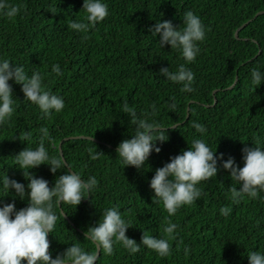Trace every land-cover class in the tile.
<instances>
[{
    "label": "trees",
    "instance_id": "obj_1",
    "mask_svg": "<svg viewBox=\"0 0 264 264\" xmlns=\"http://www.w3.org/2000/svg\"><path fill=\"white\" fill-rule=\"evenodd\" d=\"M12 2L23 7L14 18L0 15V56L23 65L29 75L40 71L44 87L63 96L65 107L42 116L38 105L24 99L22 85L9 81L16 105L11 118L0 123V177L22 181L27 190L15 155L27 146L37 147L39 129L46 126L50 155H60L61 141L66 165L55 173L47 163L30 171L47 179L50 187L68 169L98 180L77 206L53 198L58 216L48 234L53 257L73 243L96 251L85 232L112 206L130 223L126 235L137 243L144 231L168 238L164 227L169 214L150 187L156 168L191 146L193 138H204L218 157H234L241 167L244 146L258 138L264 142V81L258 86L251 82V69H264V13L257 14L264 12V0H107L110 14L86 37L69 26L74 19L85 20L83 0ZM188 10L206 26V38L198 42L199 54L190 63L170 44L161 47L159 34L150 30L163 20L182 28ZM55 63L63 75L52 71ZM181 63L195 73L191 92L160 73L162 67L175 71ZM124 102L168 133L166 141H156L161 151H152L141 168L125 166L116 151L135 133L131 117L122 111ZM152 104L159 109L154 116L148 115ZM193 120L205 124L207 132L199 133ZM78 136L96 141L74 138ZM89 147L103 154L92 160ZM234 184L240 187L218 160L217 176L198 185L201 197L171 217L180 227L170 240V255L160 257L143 244L133 254L116 242L112 254L99 249L95 264H250L248 252L264 249V191L259 198L245 194L236 204L230 199ZM13 201L17 209L28 204L27 197L21 199L14 189L6 192L0 184V202ZM223 206L231 207L229 215L220 213ZM185 247L190 248L187 256Z\"/></svg>",
    "mask_w": 264,
    "mask_h": 264
},
{
    "label": "clouds",
    "instance_id": "obj_2",
    "mask_svg": "<svg viewBox=\"0 0 264 264\" xmlns=\"http://www.w3.org/2000/svg\"><path fill=\"white\" fill-rule=\"evenodd\" d=\"M23 5L13 3L12 0H0V15L14 18L21 13ZM85 20H72L70 28L84 33L97 22L103 21L109 13L107 0H83ZM152 34H159V44L171 45V48L181 52L187 62L196 59L200 51L198 42L206 38V26L201 18L193 11L184 13L183 27H177L171 20L158 21L150 26ZM52 71L57 75H63L59 63L52 65ZM160 73L168 80L182 84V90L191 92L194 90L195 73L186 64L181 63L173 71L169 67H162ZM22 85V91L26 100L38 105L42 116H50L53 112H61L65 107V99L44 87L43 75L34 70L31 75L23 65L14 64L8 58L0 56V123L10 119L15 112L16 99L13 96L10 80ZM264 81V69L253 67L251 69V82L258 86ZM170 107L175 108V104ZM122 111L127 113L135 124V133L130 139L126 138L119 143L116 151L121 162L137 168L144 166L152 151L159 153L161 148L156 141H166L168 133L164 131L155 119L141 118L137 115L134 106L127 102L122 105ZM159 109L155 104L151 105L154 116ZM193 127L201 134L207 132L205 124L193 120ZM41 142L37 147H26L15 155L16 163L23 169V175L28 180L27 190L22 181L5 175L0 177V184L6 192L11 189L21 199L28 198L25 207L17 209L15 201L10 203L0 202V264H95L97 251H87L80 243H73L63 253L55 257L49 252L50 241L48 234L53 232L58 216L53 211V198L56 202H67L78 205L85 191L92 193L98 185L95 175L83 178L79 172L66 171L55 180L54 186H49V181L42 176H36L30 169L47 163L50 170L55 173L65 166L64 159L60 155H50L44 139L51 140L49 129L41 126L39 129ZM243 166L237 164L234 157L229 156L223 160V153L216 155L204 138H193L191 146L182 150L179 154L170 157L163 166L156 168L155 174L150 179V187L155 192V197L163 203L167 211L168 223L164 232L168 238L158 237L144 231L142 242L137 243L134 238L126 235L130 225L126 221L118 206L107 207L103 210L102 217L85 232V238L92 241L97 249H102L107 254L114 251V243L120 242L130 253H136L141 245L155 250L160 257L171 254L170 240L178 235L179 225L171 220V217L183 205H191L201 197L203 188L198 186L201 181L217 176L218 160H222L223 167L230 170L231 179L240 185L234 184L230 189V199L233 203H240L245 194L252 198H259L264 191V142L259 138L251 145H245L242 149ZM92 160L98 159L103 153L93 147L88 148ZM27 170V171H25ZM231 207L223 206L220 213L227 216L231 213ZM190 248H184L187 256ZM250 264H264V249L250 250L248 252Z\"/></svg>",
    "mask_w": 264,
    "mask_h": 264
},
{
    "label": "water",
    "instance_id": "obj_3",
    "mask_svg": "<svg viewBox=\"0 0 264 264\" xmlns=\"http://www.w3.org/2000/svg\"><path fill=\"white\" fill-rule=\"evenodd\" d=\"M262 13H264V12H258L257 14H262ZM244 25H245V24H243L242 26H240L238 29H241L242 27H244ZM238 29H237V30H238ZM237 30L235 31V35L237 34ZM235 79H236V78H235ZM234 82H235V80H234ZM68 138H70V137H68ZM68 138H65V139H68ZM74 138H86V139H91V140H93V141H96V140H94V139H92V138H89V137H83V136H78V137H74ZM60 144H61V141H60L59 144H58V151H59V154L61 155ZM64 163H65V161H64ZM65 165H66V163H65ZM68 170L71 171L70 169H68ZM96 251H97V253H98V255H99V249L96 248Z\"/></svg>",
    "mask_w": 264,
    "mask_h": 264
}]
</instances>
